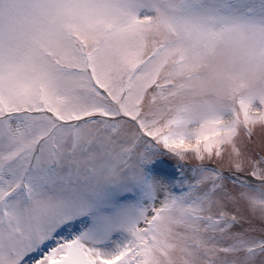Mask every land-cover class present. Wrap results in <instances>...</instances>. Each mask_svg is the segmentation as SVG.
I'll list each match as a JSON object with an SVG mask.
<instances>
[{
    "label": "snow or ice",
    "instance_id": "obj_1",
    "mask_svg": "<svg viewBox=\"0 0 264 264\" xmlns=\"http://www.w3.org/2000/svg\"><path fill=\"white\" fill-rule=\"evenodd\" d=\"M0 264H264V0H0Z\"/></svg>",
    "mask_w": 264,
    "mask_h": 264
}]
</instances>
